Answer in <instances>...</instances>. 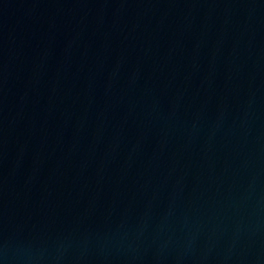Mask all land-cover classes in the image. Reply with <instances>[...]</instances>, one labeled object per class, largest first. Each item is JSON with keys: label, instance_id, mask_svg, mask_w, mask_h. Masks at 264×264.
<instances>
[{"label": "water", "instance_id": "1", "mask_svg": "<svg viewBox=\"0 0 264 264\" xmlns=\"http://www.w3.org/2000/svg\"><path fill=\"white\" fill-rule=\"evenodd\" d=\"M0 264H264V0H0Z\"/></svg>", "mask_w": 264, "mask_h": 264}]
</instances>
